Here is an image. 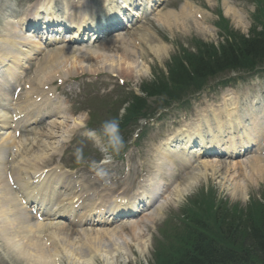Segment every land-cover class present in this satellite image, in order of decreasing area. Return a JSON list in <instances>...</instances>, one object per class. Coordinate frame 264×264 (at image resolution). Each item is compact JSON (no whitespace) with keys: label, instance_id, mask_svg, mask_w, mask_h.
<instances>
[{"label":"rangeland","instance_id":"obj_1","mask_svg":"<svg viewBox=\"0 0 264 264\" xmlns=\"http://www.w3.org/2000/svg\"><path fill=\"white\" fill-rule=\"evenodd\" d=\"M12 1L16 3L17 0ZM186 1L191 2V4H188L189 9L184 5ZM5 5H7L6 0H0V17L2 15V8ZM190 11H192V13ZM169 12H173V14H170L172 15L170 18H176L179 22L178 25L173 24L169 26L168 23L160 19V14H169ZM235 12L238 13L239 17H237ZM263 24L264 0H174L169 6H162L159 8L152 16L147 18V21L139 23L126 34L118 33L92 47L84 48L85 51H97L102 55L98 58L96 57L95 60L91 62L92 67L89 66L90 62L87 56L81 59V63L78 64V67L86 68L87 71L82 72L81 68L75 70L70 68L69 70L76 75L89 73L87 76L83 77L85 83L92 80L91 74L102 73L107 80H110L108 88L106 89V87H104L102 89L106 91L104 95L107 96V101H103L104 98H100L96 94L90 100L86 101L83 107L65 113L57 123H60L64 117H68L67 119L71 120V116L88 121L89 119L91 120L90 115L92 113H95L93 118L99 122L100 125L103 121L102 115L108 121L119 119L122 114L121 112H124L133 96H135V93L140 91L141 87H150V85L159 84L169 87L167 84L168 72L170 69L174 68V63L176 61L192 60L199 52L204 51V49L212 53L218 51L222 46V42L226 39L234 42V38H237L236 42H238L243 39L244 36L248 35L250 29L254 25L262 26ZM1 29H9V26L3 22L2 18H0V30ZM141 38L143 40H139ZM159 44H162L165 50H163L161 54L157 53L158 56H156L154 52L150 50V47L155 48ZM196 44L204 49H201V51ZM204 45L207 46L204 47ZM71 50L73 49L62 47L60 50L58 49V54L50 52V54H52L51 56L50 54H43L38 57L36 61L32 63L31 70L26 71V75L28 76L30 73L29 78L35 80L34 86H38L39 84L36 81L38 80V68L41 69V67L46 64L48 56L54 58L59 56L62 57L64 52L70 54ZM72 55L73 54H70V56ZM77 55H79V53ZM91 56L90 54L89 58H91ZM120 57H122V59ZM72 61L73 58L71 61L65 62V64H70ZM129 62L133 64L136 63V65L142 63L144 67L134 68L131 66L132 70L127 71V63ZM117 65L121 67L120 70L117 69ZM98 66L100 69L97 68ZM53 68H56V66ZM95 69L98 71L94 72ZM114 70L118 71L114 73ZM105 73H111L115 78L106 77ZM124 79L127 85L123 86V89L126 92L122 90L119 93V88L116 87L119 86ZM259 80L260 84L257 83L255 86L250 85L253 83H245L242 87V91L250 89L249 91L253 94L261 92L264 96V83L261 78ZM114 85H116V89H113ZM124 87L127 88L125 89ZM215 88L217 90L219 89L218 86H215ZM226 95L227 92L223 93L222 97L218 100H222L221 98H229L226 97ZM110 102H113L115 106H111L109 110L104 109V107H108V103ZM200 102L201 101L198 103ZM160 104V99L151 101L150 104H148L149 111L154 110ZM185 107H188V105H185ZM173 114L176 118L180 117L181 120L184 118L180 108L173 109ZM66 130L67 128L65 127L59 128L57 126L50 127L46 125L44 129L37 130L38 135L36 137H34V134L28 137L27 145L22 150L21 155L25 156L26 159H31L34 155L40 154L42 151L49 152L50 150H54L58 144V137L61 132ZM44 131H50V133L53 134L50 137H44ZM99 132H101L103 137L102 126ZM156 134L157 131L154 129L146 130L143 135V141L140 144L141 148L138 147L135 150V160L133 152L130 149H126L125 154L133 161L131 164L137 172L140 164L137 161L139 158L138 156L141 151H143V155L149 159V164H151L152 168L164 171L163 175L167 176L172 170L167 168L162 156L155 155V150L159 145V143L154 142ZM42 146H49V148L43 150L44 148ZM78 148L83 150V159L77 162L74 152L65 159L64 165L72 169L81 167L82 170H85L83 173L84 175L79 179L86 182L90 181V183H94L95 181L98 183H110L119 176L118 173L114 172L103 171L98 173L99 169L96 168L97 165L94 156L101 157L104 151L112 150L108 144L103 145L102 143L98 144L97 141L87 142L83 140ZM97 148H103L104 150L99 151ZM258 157H261L260 159L264 162V152H260L251 154L244 159L234 160L223 157H220L222 159H219V157L198 158L190 165L180 168V171H176L173 175L174 184L172 185L166 203L162 205L163 209L161 213L154 214L156 217L153 221L147 219L149 224L151 223V226L148 228L145 236H142L144 240L140 241V239H138L133 242H127L124 241V238H126L124 234H118L117 237H120L121 241L125 242L126 245L125 251L118 254L115 258L116 263L158 264L159 260L157 258L155 259V256L158 253L163 254L169 248L170 242L177 232L175 224H177L178 220L182 219L181 207L184 204L187 207L190 206L193 208L191 210L199 214L202 213L205 215L206 213L209 217L213 215L211 207L215 209L227 207L239 209V211H244L246 208L250 210L253 209V211L258 212V214L254 215L255 219H258L260 214L264 215L263 213H259L261 210L264 211V170L260 171L251 164L257 160ZM102 166L105 167L104 165ZM246 167L247 169H245ZM191 177H193L194 180H189ZM188 182H192V187L189 188L187 197L181 200L171 201L170 198H173L175 194V190H172L177 185L184 188L187 186ZM24 221L27 222L26 220ZM58 224H56V226ZM135 225L140 229H145L142 222L136 223ZM52 226H55V224L53 223ZM214 227L216 226L214 225ZM3 228H5V226ZM132 228L135 227H124L125 230L129 231L132 230ZM93 230L96 232V229ZM6 231H8V226H6ZM64 233H68V236H64ZM80 234L81 232L77 231L76 228L72 226L59 225L56 234L55 232L51 235H48L47 232L40 233L38 235V241L44 244L47 240L50 241V239H54L55 242L67 244L68 242L65 243L67 237H77V239H72L70 241L71 243H69V246L74 248L78 247L81 250L83 260H85L84 262L90 264H108L107 256L103 254L102 249L97 248L95 251L89 249L88 240L85 239L84 235L80 236ZM63 236L66 239L63 238ZM106 239L108 247H111L113 255H115L116 251H120V249L115 246L116 241L111 242L108 238ZM178 239L179 237L177 240ZM0 240V243L3 245L2 250L0 249V264H32L28 259L13 254V252H9L1 233ZM81 244H83V246ZM128 246H130L131 250L127 248ZM61 251H63L65 256L63 257V254L61 255L62 257L59 263L61 264L60 261L62 260V264H70L66 258V251L62 248ZM97 251H99V253H97ZM120 257H124L123 259L127 260L121 261Z\"/></svg>","mask_w":264,"mask_h":264},{"label":"bare ground","instance_id":"obj_2","mask_svg":"<svg viewBox=\"0 0 264 264\" xmlns=\"http://www.w3.org/2000/svg\"><path fill=\"white\" fill-rule=\"evenodd\" d=\"M60 1H61L60 3L61 11L56 13V11L53 10L55 7V4L52 3L51 0H43V7L45 9V12L48 13V11L52 10V13H48V15L46 16L47 20L61 22L64 18L67 17V14H68L66 11L68 8L67 0H63V1L60 0ZM118 2L122 3L121 4L122 6H120L121 9L123 8H128V10L132 9L133 0H102L101 4L99 5V9L101 12L103 11L105 14H110L113 16L115 13L114 5H116V3ZM51 3H52V6H47L48 4H51ZM235 13L237 14V17H239L238 13L237 12ZM170 14H173V12H169V14H164V15L161 14L160 19L168 23L169 26L170 25L172 26L173 24L178 25L179 24L178 20L176 18H170V16H172ZM37 15L39 14L37 13L36 17H38ZM73 16H75V14H73ZM92 19L95 20V17L93 16ZM8 23L9 25H11L10 20L8 21ZM6 31L10 35L0 34V41H2V44L6 45L9 50H12L15 53H18L15 47L16 44H20V45L27 44V46L29 47L37 43L34 35L24 33L23 31L20 30L19 27L18 28L10 27L9 30H6ZM11 37H15V38L21 37V38L20 39L16 38L17 41H14L11 39ZM37 44L39 45V43ZM150 50L153 51L156 56H158L157 53L161 54L163 50H165V47L162 46V44H159L155 48L150 47ZM71 51H73L72 54H74L72 56L74 60L71 64V67L73 68L77 67V65L81 63V59L86 58V56L89 59L88 61L90 62V66L92 67L91 62L94 61L96 57L98 58L100 55H102L101 53H98L97 51H92V52L84 51V52H81L79 55L75 54L77 50H71ZM90 54L92 55L91 58H89ZM18 58L21 59V57H18ZM120 58L122 59V57ZM69 59H71L70 56H69ZM69 59H64V57H60V56L57 58L48 57L46 64L43 66L44 67L42 70L43 75L42 77L40 76L39 80H41L43 84H48L49 82H51L54 78V75H51V74L49 75V72H48L52 69L51 65L59 66L58 65L59 63L61 62L67 63ZM127 64H128L127 71L132 70L131 66L134 68L144 67L142 63L136 65V63L133 64L132 62H129ZM117 66H118L117 69L120 70L121 67L119 65ZM52 71L53 70H51V73ZM257 106L258 105L256 106L253 105L252 111H250L249 114H242L241 113L242 108H240L241 105L233 101L230 104L231 111H232L230 112V114L229 113L226 114L225 111H219L217 109L212 110L211 113L201 114L200 117L198 118V121L191 123V125L189 124L188 129L185 128L184 131H182L179 135L176 136V139L174 140V144H172L171 147H168V149L167 147L162 148L164 152L168 153L167 155L163 154V157L169 158L173 162H175V160L180 159V156L190 157V155H193L194 152H197L199 150L200 151L198 153L201 154L202 151L208 150V145H212L214 147L223 146V144L221 143L222 136L229 135L230 134V132H228L229 129L231 128L234 131V128L236 125L244 126V129L246 131L241 133V136H243V139L246 141L247 146H250L252 143V140H254L257 128L261 126V122H259V125H257L256 123L255 115H256L257 110L259 109ZM221 113H224V115L222 116ZM16 115L17 114H15V116ZM7 118L9 120H12L11 117L9 116L5 117L2 113H0V122L2 123L3 126L7 122H9ZM53 123L60 127L61 126L60 124L62 122H60L59 125L58 123L56 124V122H53ZM71 124H73L72 127L78 128L82 125V122L78 120H73ZM252 125H254V128H252ZM3 126H0V156L1 158L4 155L3 153L4 150L8 149L9 143L11 142V135L9 133H3V129L5 128ZM69 127L70 125L67 126V128ZM205 136H206V139H205ZM218 138H219V141H217ZM207 140L210 143H208ZM257 142L258 141H256V143ZM194 143L195 145L193 146ZM20 144L21 146L24 145V141L21 140ZM47 148H49V146L45 147L46 150ZM225 148H228V145H226ZM190 149H195V150L190 151ZM235 149L236 147L233 146V147H230V149L228 150H230L233 153ZM20 150L21 148L18 142V146H16L15 144L13 145L12 154L14 156L18 155V152H20ZM170 150L172 151L169 152ZM44 154H45V151H42L40 155H38L35 159L39 160L42 157L41 155H44ZM260 158L261 157H258L257 160H255L251 164H253L255 168H257L258 170L263 171L264 162ZM40 164H41L40 161H38L36 164L32 165L31 167L32 170L34 171L38 170L36 167L39 166ZM245 169H247V167ZM27 170L28 169L24 167L21 169L20 172L27 171ZM189 180H194V178L191 177L189 178ZM48 187H49L48 183L46 181H43L39 185H37L35 190L38 191L40 194H42L43 192L47 191ZM190 187H192V182H188L187 186H185V188L183 189H177L176 195L179 196L182 192L183 194L188 193V190ZM15 195H16L15 192L13 190H10V188H8L7 184L5 183L4 176L0 169V231H2L3 225L4 226L7 224L9 225L8 231H4L3 233L4 240L6 242V247L8 248L9 252H13V254H17L19 256H22L23 258L28 259L30 262H32V264H49L51 262L54 264L57 260V256L59 255V252H58L60 250L59 248H62L63 250L66 251V254H67L66 258L70 264L71 263L90 264L88 262L87 263L84 262L85 260H83V254L78 247L74 248L72 246H69V243H71L70 241L72 239H77V237H73V238H71V236L67 237V241H65V243L68 242L67 244H64L63 242L62 243L56 242V245H53V247H46L45 244H41L38 241V233L41 232V228L44 227L45 229L48 228L49 230H51V228L49 227L48 224L42 225L41 222L32 223L30 220H29L30 223L28 221L25 222L24 218H27V216H25L23 212L18 210L19 207L16 202L17 200H16ZM98 198H100V196H98ZM79 205L80 203L78 204V206ZM120 208L124 210L126 209V207H120ZM120 208H118L117 211H120L119 210ZM115 213H118V212H115ZM69 217L72 218V215ZM2 220H6L8 222L4 223L2 222ZM132 227H135V228H132V230H130V234H128L130 236L129 238L132 241H136L138 239H140V241L144 240L142 236L146 234V231L145 230L143 231L142 229L137 228V226L135 225H133ZM121 228L122 226L120 227V229ZM57 230L58 228L55 227V230H53V232H55L56 234ZM82 231L85 236V239H87L89 242V249H91L92 251L93 250L95 251L97 250V248H101L103 254L107 256L108 262L109 261L113 262L114 259L116 258V255L125 251V245H126L125 242H122L120 237H115L117 230H114V232L111 230L102 231V232L100 231L94 232L95 230L92 231V230H87V229L82 230ZM53 232H51V234H53ZM64 234H65L64 236H68V233H64ZM64 236L63 238H65ZM107 236L111 237L112 241H116L115 246L120 249V251L115 252V255H113L111 247H108L107 241L104 240V238ZM124 241H128V239L124 238ZM81 245L83 246V244ZM55 246H57L58 250L54 248ZM2 248H3V245L0 243V249ZM97 253H99V251H97ZM64 256L65 255L63 254V257ZM122 258L124 257H120V259Z\"/></svg>","mask_w":264,"mask_h":264},{"label":"trees","instance_id":"obj_3","mask_svg":"<svg viewBox=\"0 0 264 264\" xmlns=\"http://www.w3.org/2000/svg\"><path fill=\"white\" fill-rule=\"evenodd\" d=\"M193 63V75L186 64L180 63L175 73V82L179 84L192 82L196 77H206L229 68L256 65L264 62V28L253 30L248 37L222 47L221 51H203ZM258 212L236 210L233 214L223 213L219 229L210 230L218 238L231 245V249L217 247L214 241L203 231L189 230L194 235L191 244H187L180 256L172 264H264V215L258 219ZM199 226H204L195 219ZM206 227V226H204ZM212 229V228H210ZM196 235V236H195ZM209 237V238H207ZM223 248V249H222Z\"/></svg>","mask_w":264,"mask_h":264},{"label":"clouds","instance_id":"obj_4","mask_svg":"<svg viewBox=\"0 0 264 264\" xmlns=\"http://www.w3.org/2000/svg\"><path fill=\"white\" fill-rule=\"evenodd\" d=\"M102 130L103 135L107 138L108 146L113 151L118 153L123 147V140L119 132V121L117 119H112L104 122ZM89 135L92 136L94 133H89ZM75 156L77 162H80L83 159V150L81 148H77L75 150Z\"/></svg>","mask_w":264,"mask_h":264}]
</instances>
